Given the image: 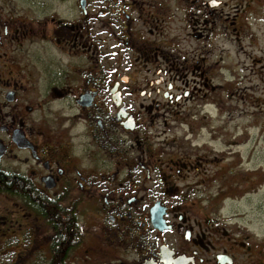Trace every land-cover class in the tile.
<instances>
[{
    "label": "flooded vegetation",
    "instance_id": "1",
    "mask_svg": "<svg viewBox=\"0 0 264 264\" xmlns=\"http://www.w3.org/2000/svg\"><path fill=\"white\" fill-rule=\"evenodd\" d=\"M243 71L264 109V0H0V264H264L196 110Z\"/></svg>",
    "mask_w": 264,
    "mask_h": 264
},
{
    "label": "rangeland",
    "instance_id": "2",
    "mask_svg": "<svg viewBox=\"0 0 264 264\" xmlns=\"http://www.w3.org/2000/svg\"><path fill=\"white\" fill-rule=\"evenodd\" d=\"M239 63L241 62L237 61V67L243 68L244 63L240 65ZM245 68H248V63H245ZM238 75L239 77L234 81L240 84L234 88L231 77V87L229 89L227 87V91L221 93V108L216 109V106H209L210 103L202 105L196 101L198 103L196 110H199L201 117H205L208 112V116L211 117V120H205L202 125L203 129L200 133H203H201L203 141L206 142L209 139L210 131L218 132L220 150L230 148L236 151L239 165H241L237 168L238 181L234 188H214L210 190V195L221 200L225 210L248 214L247 216L253 219V223L258 222L261 225L264 220V109H258L250 102L252 100L250 96L254 100L255 94L247 87L254 81L255 76H252L249 71H243ZM224 79L225 77H221V83ZM240 86L246 90L240 89ZM258 112H260L259 115ZM224 143L230 145L225 147ZM245 180L253 181V183L247 184L246 187ZM261 228L264 229V225ZM0 239L4 240L2 237ZM2 249L3 243L0 244V250ZM86 253H90L88 248L82 247L77 252L73 264H113L103 258L98 260L90 255L86 256ZM42 255L38 252L29 253L26 264H42L39 259Z\"/></svg>",
    "mask_w": 264,
    "mask_h": 264
}]
</instances>
